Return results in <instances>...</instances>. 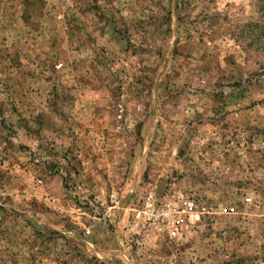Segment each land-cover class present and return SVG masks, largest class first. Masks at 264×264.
I'll list each match as a JSON object with an SVG mask.
<instances>
[{"label":"rangeland","instance_id":"1","mask_svg":"<svg viewBox=\"0 0 264 264\" xmlns=\"http://www.w3.org/2000/svg\"><path fill=\"white\" fill-rule=\"evenodd\" d=\"M0 264H264V0H0Z\"/></svg>","mask_w":264,"mask_h":264},{"label":"built area","instance_id":"2","mask_svg":"<svg viewBox=\"0 0 264 264\" xmlns=\"http://www.w3.org/2000/svg\"><path fill=\"white\" fill-rule=\"evenodd\" d=\"M182 203V206L184 207V209L186 210L187 213H191L194 210L197 209V206L195 205V203L191 200L188 199H182L180 200ZM146 208H148V210H155V204L153 202L152 197L150 196L149 199L147 200L146 203ZM201 212H205V208H200Z\"/></svg>","mask_w":264,"mask_h":264}]
</instances>
